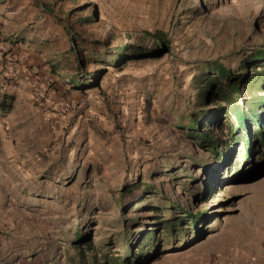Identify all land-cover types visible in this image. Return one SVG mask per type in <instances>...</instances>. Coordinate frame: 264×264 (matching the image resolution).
Instances as JSON below:
<instances>
[{
	"label": "rangeland",
	"instance_id": "obj_1",
	"mask_svg": "<svg viewBox=\"0 0 264 264\" xmlns=\"http://www.w3.org/2000/svg\"><path fill=\"white\" fill-rule=\"evenodd\" d=\"M65 25L88 42L151 48L158 35L169 49L122 69L79 65ZM10 37L41 60L54 104L0 142L2 160L21 158L1 161L0 264H124L130 248L131 264H264V138L246 160L224 131L215 159L184 127L217 107L197 108L207 64L236 71L264 54V0H0ZM17 62L4 65L18 80ZM174 216L187 220L170 234Z\"/></svg>",
	"mask_w": 264,
	"mask_h": 264
},
{
	"label": "trees",
	"instance_id": "obj_2",
	"mask_svg": "<svg viewBox=\"0 0 264 264\" xmlns=\"http://www.w3.org/2000/svg\"><path fill=\"white\" fill-rule=\"evenodd\" d=\"M42 7L44 11H49L47 7ZM60 21L62 22V20ZM64 29L70 46H72L70 51H73L72 53L76 55L80 54V57H77L79 65L83 60H85L83 61L85 64H91L94 60L122 69L133 58L136 60L148 57L157 58L162 55L163 48L169 49V42L158 35L154 36L157 44H154L151 48L131 43L110 46L105 42L85 41L67 25L64 26ZM92 47L100 51L95 54L90 50ZM260 64L262 66H257ZM79 65L78 69H81ZM249 65H252L251 69H255L257 66L261 70H256L254 76L249 77L247 74ZM199 77L196 94L197 108H204L208 104L217 107L212 113H209L207 109L192 112L184 126L188 131L187 134L195 141L194 144L203 150L210 151L215 159H219V145L224 131H227L232 141H240L244 144L242 148L247 152L245 156L247 160L251 153V141L258 136L264 138V111L262 109L264 106V54L258 53L242 61L236 71L225 67L219 62H211L203 68V72ZM15 100L14 95L0 94V112L10 114L14 110ZM220 104H223V106H220ZM218 165L226 167L227 163L222 164L221 162ZM136 187L139 189L143 187L141 180L134 186H128L121 193L120 202H122V206L124 203L123 198L131 188ZM181 220L187 219L174 216V219L165 221L170 234L176 228L183 229L178 224ZM191 221L196 224L197 220L191 219ZM128 223H135V221H122L124 230H126ZM124 239L130 246L129 239ZM127 255L122 263L131 264V259L134 258L133 249L130 248Z\"/></svg>",
	"mask_w": 264,
	"mask_h": 264
},
{
	"label": "crops",
	"instance_id": "obj_3",
	"mask_svg": "<svg viewBox=\"0 0 264 264\" xmlns=\"http://www.w3.org/2000/svg\"><path fill=\"white\" fill-rule=\"evenodd\" d=\"M14 46L15 41L11 37L6 43L0 40V84L3 82H1L3 75L12 71L11 68L4 65V62L8 59L15 62L16 60L18 61L14 65L18 74V80L15 83L10 81L9 84H6L4 90L0 89V94L14 95L16 98L14 110L10 114H3L0 112V142L2 138H4L5 128L12 127V131L15 132L14 135L16 136L18 130L17 126L20 125L21 122L23 123L25 121L24 123L27 124L34 123L33 116L38 113L40 107H42L44 111L49 112L50 104L54 102V99L52 101L51 98L42 100L46 85H48L47 80L50 79V76H46L44 73L41 60L33 54L29 56L25 52L18 50L19 47L25 48L21 44ZM10 49L12 50L10 51ZM8 51L10 52L6 54ZM33 74H38V76L36 77ZM3 160H10L14 162V164L15 161L21 163V158H18V155L10 159L4 157ZM3 160L0 158V168L2 166L1 161Z\"/></svg>",
	"mask_w": 264,
	"mask_h": 264
},
{
	"label": "built area",
	"instance_id": "obj_4",
	"mask_svg": "<svg viewBox=\"0 0 264 264\" xmlns=\"http://www.w3.org/2000/svg\"><path fill=\"white\" fill-rule=\"evenodd\" d=\"M7 73L8 74L3 75V77H2L3 82H2V84H0V89L1 90L5 89L6 84L8 82L7 79L12 81V82L17 81V75H16V72L14 70H12L11 72H7Z\"/></svg>",
	"mask_w": 264,
	"mask_h": 264
},
{
	"label": "water",
	"instance_id": "obj_5",
	"mask_svg": "<svg viewBox=\"0 0 264 264\" xmlns=\"http://www.w3.org/2000/svg\"><path fill=\"white\" fill-rule=\"evenodd\" d=\"M165 52H167V49H163V50H162V53H165Z\"/></svg>",
	"mask_w": 264,
	"mask_h": 264
}]
</instances>
